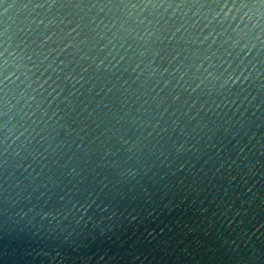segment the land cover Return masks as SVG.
Returning <instances> with one entry per match:
<instances>
[{
    "label": "water",
    "instance_id": "1",
    "mask_svg": "<svg viewBox=\"0 0 264 264\" xmlns=\"http://www.w3.org/2000/svg\"><path fill=\"white\" fill-rule=\"evenodd\" d=\"M0 264H264V4L3 0Z\"/></svg>",
    "mask_w": 264,
    "mask_h": 264
},
{
    "label": "snow or ice",
    "instance_id": "2",
    "mask_svg": "<svg viewBox=\"0 0 264 264\" xmlns=\"http://www.w3.org/2000/svg\"><path fill=\"white\" fill-rule=\"evenodd\" d=\"M259 2L261 3V4H264V0H259ZM3 3V0H0V4H2Z\"/></svg>",
    "mask_w": 264,
    "mask_h": 264
}]
</instances>
